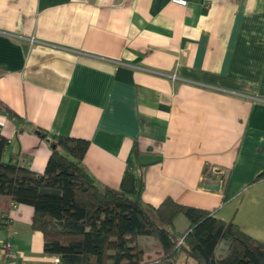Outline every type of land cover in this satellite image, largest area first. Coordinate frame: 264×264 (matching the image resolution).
<instances>
[{"label":"crops","instance_id":"1","mask_svg":"<svg viewBox=\"0 0 264 264\" xmlns=\"http://www.w3.org/2000/svg\"><path fill=\"white\" fill-rule=\"evenodd\" d=\"M0 134L3 161L40 176L53 139L87 140L101 185L130 168L143 203L172 198L264 243V0H0ZM33 217L9 204L0 264H56Z\"/></svg>","mask_w":264,"mask_h":264},{"label":"trees","instance_id":"2","mask_svg":"<svg viewBox=\"0 0 264 264\" xmlns=\"http://www.w3.org/2000/svg\"><path fill=\"white\" fill-rule=\"evenodd\" d=\"M8 146L0 134V197L7 199L0 228L9 225L11 202L33 207L32 228L43 234L45 255L58 257L60 264H264V243L238 225L172 198L157 208L143 203V182L130 168L119 189L101 185L84 164L87 140L53 139L43 180L17 163H5ZM262 179L264 173L257 181ZM180 216L190 225L176 238L173 227ZM144 237L162 251L156 262L145 261L139 242Z\"/></svg>","mask_w":264,"mask_h":264},{"label":"built area","instance_id":"3","mask_svg":"<svg viewBox=\"0 0 264 264\" xmlns=\"http://www.w3.org/2000/svg\"><path fill=\"white\" fill-rule=\"evenodd\" d=\"M173 4L179 5V6H187L188 5V0H172ZM12 237L8 235V239L5 242H2L1 244V249L4 255V258L6 260L12 259L14 255V250H13V244L11 243ZM56 264H60V260L57 257L56 259Z\"/></svg>","mask_w":264,"mask_h":264},{"label":"rangeland","instance_id":"4","mask_svg":"<svg viewBox=\"0 0 264 264\" xmlns=\"http://www.w3.org/2000/svg\"><path fill=\"white\" fill-rule=\"evenodd\" d=\"M184 220L183 222H187L188 223V220L185 218V217H182ZM186 231V224H182L181 222H178V223H175V226L173 227V235L176 237V238H181V236L183 235V233ZM144 239L141 238L140 239V243L143 242ZM223 247V246H222ZM154 257V256H153ZM159 259V258H158ZM156 260V259H155ZM148 262V261H147ZM179 264H185V261H181Z\"/></svg>","mask_w":264,"mask_h":264},{"label":"water","instance_id":"5","mask_svg":"<svg viewBox=\"0 0 264 264\" xmlns=\"http://www.w3.org/2000/svg\"><path fill=\"white\" fill-rule=\"evenodd\" d=\"M41 179L43 180L44 178L41 176ZM205 188L210 189V190H219L220 185L217 186H205Z\"/></svg>","mask_w":264,"mask_h":264}]
</instances>
